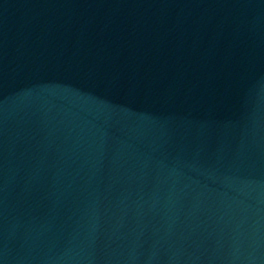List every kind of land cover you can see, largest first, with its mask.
Masks as SVG:
<instances>
[{"label": "water", "instance_id": "water-1", "mask_svg": "<svg viewBox=\"0 0 264 264\" xmlns=\"http://www.w3.org/2000/svg\"><path fill=\"white\" fill-rule=\"evenodd\" d=\"M0 264H264V0H0Z\"/></svg>", "mask_w": 264, "mask_h": 264}]
</instances>
